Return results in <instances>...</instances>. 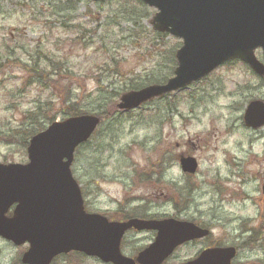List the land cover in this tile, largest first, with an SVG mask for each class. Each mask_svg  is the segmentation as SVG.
I'll use <instances>...</instances> for the list:
<instances>
[{
  "label": "rangeland",
  "instance_id": "1",
  "mask_svg": "<svg viewBox=\"0 0 264 264\" xmlns=\"http://www.w3.org/2000/svg\"><path fill=\"white\" fill-rule=\"evenodd\" d=\"M73 1L74 10L62 9L59 0H0V163L28 162L14 130L21 129L28 110L37 111L39 99L43 106L52 103L53 112L60 110L53 91L32 84L22 92L27 72L20 64L30 63L39 48L52 54L54 63L70 56L75 69L82 70L75 88L88 114H107L109 104L117 106L124 93L152 84L151 78L173 75L171 59L175 68L182 40L153 32L150 18L156 9L149 7L151 15L142 18V32L133 38L129 35L139 28L123 18L125 0H112L102 8L94 0ZM87 24V31L98 32H87L82 44L73 45L71 26ZM59 41L64 44L57 48ZM14 45L21 62L7 59L6 50ZM22 45L29 46L30 55ZM256 55L263 60L260 49ZM110 58L120 61L119 72ZM137 83L138 88L129 89ZM63 85L67 87V77ZM101 85L107 92L125 91L112 101L103 100L97 94ZM254 100H264V78L235 61L162 99L109 114L76 150L72 164L87 211L111 220L174 218L211 230L208 238L179 247L163 264L184 263L208 245L236 247L232 264H264V126L244 124L246 107ZM65 118L57 114L56 121ZM181 154L197 160L196 174L182 171ZM156 236L154 230L128 231L124 255L137 257ZM28 248L27 243L18 246L0 237V264H23ZM52 264L109 263L69 253Z\"/></svg>",
  "mask_w": 264,
  "mask_h": 264
},
{
  "label": "water",
  "instance_id": "2",
  "mask_svg": "<svg viewBox=\"0 0 264 264\" xmlns=\"http://www.w3.org/2000/svg\"><path fill=\"white\" fill-rule=\"evenodd\" d=\"M156 12L150 26L182 39L174 76L124 93L119 110L136 109L154 99L175 93L208 76L220 65L241 60L264 78V0H141ZM261 49L263 61L256 50ZM245 124L264 125V100L252 101ZM97 115L83 114L53 122L34 135L27 147V163H0V237L15 245L29 244L23 264H51L72 251L112 264H163L175 249L209 231L193 222L168 218L110 221L89 213L71 166L76 149L100 125ZM183 171L195 173L198 162L180 156ZM12 211V215L8 213ZM155 230V241L136 259L121 252L129 229ZM233 246L208 248L183 264H232Z\"/></svg>",
  "mask_w": 264,
  "mask_h": 264
},
{
  "label": "trees",
  "instance_id": "3",
  "mask_svg": "<svg viewBox=\"0 0 264 264\" xmlns=\"http://www.w3.org/2000/svg\"><path fill=\"white\" fill-rule=\"evenodd\" d=\"M81 0H78L80 2ZM94 0L95 3L100 4L99 6L102 8L106 3L109 5L111 4L112 0ZM127 3V6H124V10L121 11V13L124 15L123 18H125L127 21H131L134 26L138 27L139 30H133V33L129 36L131 37H139L142 30L141 20L143 17H149L151 15V9L147 7L142 1L140 0H125ZM59 3L62 4V9L66 6L69 10H74L76 6V1L73 0H59ZM88 9H90V5H88ZM99 21V19L97 20ZM89 26V24L85 26H71V29L73 32H75L76 35H74V38L72 40L73 45L76 44H82L83 38L87 35V32L96 34L98 32V29H91L90 31H87L86 27ZM66 26L63 25V28ZM156 34H163L159 33L157 31H154ZM166 35V34H163ZM97 40L98 37H97ZM60 42V41H59ZM134 43V41H131ZM64 44V42H60V44L57 43V48L61 47ZM88 45V44H85ZM92 45V42L89 44V46ZM28 45H22L21 49H23L26 53L29 51L27 50ZM104 49L105 47L102 46ZM20 50L17 45L14 46H8L7 48V59L9 61L10 58H15L14 61L21 62L20 59L16 58V51ZM32 52V51H31ZM175 50H172L171 52V58L174 56ZM32 54V53H31ZM30 55V53H29ZM31 56V59L28 61L30 63H27L25 61H22L20 64L21 67L27 72V78L23 82V90L22 92L26 91V89L31 86L32 84H36L39 87H44L46 90L53 91V98H58L60 100V110L58 112L54 111V105L50 103L49 101H45L46 105L43 106V102L41 99L37 101L38 106L35 108L37 111H31L28 110V112L24 115V120L22 121L23 124L19 128L14 130V135L19 136V141L22 146L27 148L29 145L30 139L37 134L38 132L42 131L45 128V125L47 123L51 124L56 120L57 114H61L64 117L69 116H79L88 113L89 111L83 107V104L81 102V99L76 94L77 88H75V84L79 81L80 76V70L75 69L76 66H73V62L71 61L70 56L60 57L58 58L60 61L59 63H54L51 56L52 54L47 53L44 51V49L39 48V50L36 51L35 56ZM170 58V59H171ZM112 59L111 63L115 67V70L112 69L115 72H119V62L115 61L114 58ZM235 62V61H233ZM44 63H47L46 66H43ZM108 61L106 62V64ZM66 64L68 66H66ZM175 63L171 59V65L170 69H174ZM107 69L111 67V65L105 66ZM76 70V71H75ZM110 70V69H109ZM65 77L68 78V85L67 87L63 85V81L65 80ZM167 79H160L157 78L156 80H153L151 78L149 80L150 83H161L165 82ZM139 83L137 85H130L129 89L132 88H138ZM145 85V83H144ZM103 86H99L97 90V94L101 95L103 97V100L110 99L112 101L114 96H121L122 92L125 90H119L122 92L115 93L116 91H110L107 92V90L101 89ZM105 94L108 96L106 97ZM91 96V95H90ZM52 98V99H53ZM112 103L109 104L107 114H99L100 117L106 118L109 114L114 115L117 112V108L115 104ZM7 142L10 143L9 139H7ZM128 218V217H126Z\"/></svg>",
  "mask_w": 264,
  "mask_h": 264
},
{
  "label": "flooded vegetation",
  "instance_id": "4",
  "mask_svg": "<svg viewBox=\"0 0 264 264\" xmlns=\"http://www.w3.org/2000/svg\"><path fill=\"white\" fill-rule=\"evenodd\" d=\"M147 220H151V219H147ZM196 225H198V226H200V227H202V228H206L205 226L203 227V226H201V225H199V224H197L196 223ZM131 230H133V229H131ZM210 230V229H209ZM211 235V231H209V233L206 235V236H203V237H201V238H197V239H194V240H191V241H187V242H185L184 244H182V245H180L179 247H181V246H184V245H187V244H192V243H197L198 241H200V240H202V239H206V238H208L209 236ZM212 245H208V246H206V247H204L201 251H199L194 257H193V259L194 258H196L203 250H205V249H207V248H210ZM178 247V248H179ZM177 248V249H178ZM176 249V250H177ZM64 255H69V254H64Z\"/></svg>",
  "mask_w": 264,
  "mask_h": 264
}]
</instances>
